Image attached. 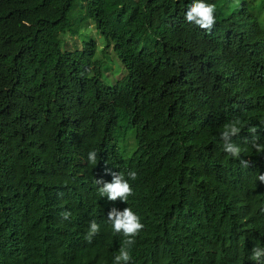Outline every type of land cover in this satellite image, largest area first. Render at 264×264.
<instances>
[{
	"label": "trees",
	"instance_id": "trees-1",
	"mask_svg": "<svg viewBox=\"0 0 264 264\" xmlns=\"http://www.w3.org/2000/svg\"><path fill=\"white\" fill-rule=\"evenodd\" d=\"M243 1L205 0L216 5L218 22L207 33L187 26L181 11L189 0H0V264L32 254L49 264H113L123 241L107 222L113 207L131 208L145 225L132 264H247L254 248H264V187L219 152L233 117L221 105L213 118L207 95L180 98L167 78L171 68L159 64L200 49L207 35L229 42L233 6ZM254 1L259 27L235 47L264 93V0ZM84 4L105 39L101 58L92 38L63 48L72 14ZM111 7L120 11L102 30ZM108 51L125 80L110 78ZM132 96L148 98L145 109ZM235 144L252 155L247 140ZM66 160L89 174L95 186L87 190L102 210L89 207L96 202L81 187H59ZM129 171L137 173L129 180L133 195L108 207L95 181L111 182L112 172L128 179ZM60 201L76 203L73 227L54 222ZM91 221L100 231L89 241Z\"/></svg>",
	"mask_w": 264,
	"mask_h": 264
},
{
	"label": "clouds",
	"instance_id": "clouds-1",
	"mask_svg": "<svg viewBox=\"0 0 264 264\" xmlns=\"http://www.w3.org/2000/svg\"><path fill=\"white\" fill-rule=\"evenodd\" d=\"M231 16L233 32L229 33L227 39L229 42L218 38L214 35H207L201 41V48L194 50L192 53H179L168 58L166 62L159 63L162 66L170 67L167 78L170 82L179 88V97L182 99H192L197 93L209 96L210 105L214 110L212 116L215 118L218 114V108L225 106V111L233 117V121L227 123L220 134L219 152L223 158L231 157L238 159L240 165L249 172L250 178H257L259 183L264 187V93H259L257 86L262 83L259 77L254 78L249 70L244 68L240 62L241 51L235 45L240 40L247 37H254L255 27H259L256 21L258 10L257 3L254 0H245L238 6H233ZM113 15L110 19L106 18L105 13L101 19L102 30L112 21L119 13L120 9L111 7ZM85 23H81L72 14V23L66 30L75 39L81 40L85 29L96 30L86 13L85 4L82 8ZM181 14L187 22V26L204 31L207 33L217 29V8L215 4L206 3L205 0H189L183 7ZM93 26L89 27L87 24ZM245 27H252L247 29ZM243 28V29H242ZM102 32V31H101ZM102 39L101 43L93 37L96 44L98 43V57L101 58L100 49L105 44L104 36L97 31ZM67 39V38H66ZM74 39V40H75ZM73 40V41H74ZM66 42V40H65ZM73 48L72 44L71 47ZM78 48V47H76ZM109 57L113 58L108 51ZM126 77V76H125ZM125 77L118 81L125 80ZM117 81V82H118ZM119 98L126 96L124 93H117ZM132 105H142L145 109L148 98L132 96ZM218 133V130L216 131ZM237 140H247L251 144V154L245 155L241 152L240 146L235 144ZM158 143L157 149L163 150L160 139L155 138ZM240 154L242 158H240ZM89 163L97 164V152L90 151L87 156ZM112 176L111 182L101 180L95 181L99 185L98 192L102 198L107 199L108 207L111 202L120 201L126 203L128 198L133 195V188L129 180L135 181L137 173L128 172V179H125L121 173H109ZM57 181L59 187H81L86 199L95 201L90 205H98L101 210L103 205L96 201L88 192V187H94L91 183L89 174L73 160L62 161L57 172ZM225 187V185H224ZM76 203L68 204L60 201L56 204L58 210L54 222L61 228L63 221L73 227L71 216L76 213ZM100 212V211H99ZM99 212H95L96 215ZM247 215L240 212L237 218L238 224H243ZM228 222H232L230 217ZM107 222L112 230V234L123 237L122 245L118 254L114 256L113 264H132L131 249L135 244L136 238L143 231L145 225L141 222L140 217L129 207L118 211L115 207L111 208L107 215ZM100 231V226L91 221L86 235L87 240H91ZM96 237V236H95ZM94 237V238H95ZM18 241L13 240L12 243ZM11 243V244H12ZM1 245H5L1 243ZM95 250V248H92ZM17 264H49L47 256L41 257L39 254L28 255L18 261ZM247 264H264V248H254L253 255Z\"/></svg>",
	"mask_w": 264,
	"mask_h": 264
},
{
	"label": "rangeland",
	"instance_id": "rangeland-1",
	"mask_svg": "<svg viewBox=\"0 0 264 264\" xmlns=\"http://www.w3.org/2000/svg\"><path fill=\"white\" fill-rule=\"evenodd\" d=\"M76 18L81 22V23H85L86 19L84 17V14H83V11L82 10H78L76 9L75 12H74ZM87 26L89 27H92L93 26L91 24H87ZM86 34H88L89 36L93 37L94 39L98 40L99 43H101L102 39L100 38V36L98 35L97 31L96 30H92V29H85L83 34H82V37H81V40H85V39H88V37L86 36ZM63 37H64V47L65 48L66 46L67 47H71V44H72V47L73 48H76V47H80L81 45V40H77L74 38V36L70 35L69 37V34L68 33H65L63 34ZM67 38V39H66ZM75 39V40H74ZM66 40V42H65ZM74 40V41H73ZM111 68H110V78L111 79H114V80H118L119 78H122V76H124L123 74V71L120 67V63H118L117 61V58H111L110 62L108 63ZM121 73V77H117V75Z\"/></svg>",
	"mask_w": 264,
	"mask_h": 264
},
{
	"label": "bare ground",
	"instance_id": "bare-ground-1",
	"mask_svg": "<svg viewBox=\"0 0 264 264\" xmlns=\"http://www.w3.org/2000/svg\"><path fill=\"white\" fill-rule=\"evenodd\" d=\"M89 208V207H88Z\"/></svg>",
	"mask_w": 264,
	"mask_h": 264
}]
</instances>
